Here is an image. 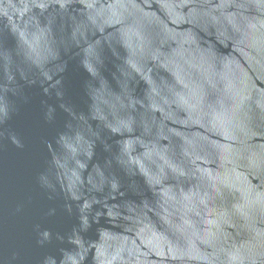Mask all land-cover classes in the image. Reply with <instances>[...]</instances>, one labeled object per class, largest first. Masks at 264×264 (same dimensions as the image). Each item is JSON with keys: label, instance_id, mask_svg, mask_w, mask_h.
<instances>
[{"label": "water", "instance_id": "obj_1", "mask_svg": "<svg viewBox=\"0 0 264 264\" xmlns=\"http://www.w3.org/2000/svg\"><path fill=\"white\" fill-rule=\"evenodd\" d=\"M0 264H264V0H0Z\"/></svg>", "mask_w": 264, "mask_h": 264}]
</instances>
